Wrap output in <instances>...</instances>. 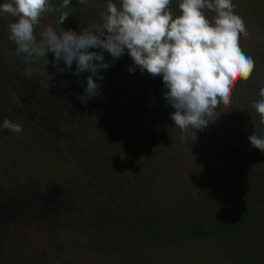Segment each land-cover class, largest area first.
Instances as JSON below:
<instances>
[{
    "label": "trees",
    "instance_id": "trees-1",
    "mask_svg": "<svg viewBox=\"0 0 264 264\" xmlns=\"http://www.w3.org/2000/svg\"><path fill=\"white\" fill-rule=\"evenodd\" d=\"M109 2L121 4L71 0L61 8L63 0H49L57 9L51 14L69 11L72 29L77 19L102 22L97 11L106 12ZM180 2L168 6L173 18L181 15ZM203 11L210 21L216 15ZM10 17L0 12V119L12 116L22 127L29 119L61 133L66 166L53 174L60 183L50 190L53 202L74 215L80 242L73 248L58 235L49 236L45 251L0 247V264H264V151L249 140L255 132L264 137L253 107L264 88V27L253 49L240 42L254 61L251 77L236 82L231 103L194 130V141L189 129L182 142L164 82L142 119L124 127L62 122L31 100L22 105L25 68L37 71L42 60L26 65L24 54L7 52ZM43 80L35 83L50 82ZM14 88L18 107L10 102Z\"/></svg>",
    "mask_w": 264,
    "mask_h": 264
},
{
    "label": "clouds",
    "instance_id": "clouds-1",
    "mask_svg": "<svg viewBox=\"0 0 264 264\" xmlns=\"http://www.w3.org/2000/svg\"><path fill=\"white\" fill-rule=\"evenodd\" d=\"M86 4L88 0H79ZM71 0H63L61 8H67ZM171 0H121L107 4L102 22H93L79 33L61 27L68 14L61 13L54 24L43 28L39 40L34 34L46 12L57 9L49 0H8L0 4V12L17 18L9 24L10 40L16 44V55L24 54V63L42 60L48 64L47 53L54 54L53 64L71 70L75 62V74L89 73L83 95L86 103L99 94L97 79H103L100 69L110 65L104 53L118 59L127 50L134 65L152 76H162L165 99L175 108L171 114L176 127L181 130L180 140L188 139L192 129L203 130L216 117L221 103H231L232 90L238 80L247 81L254 70V61L240 47L241 35H247L244 21L233 11L232 0H181V15L173 18ZM204 9L216 13L210 21ZM55 25V26H54ZM100 49V51H90ZM129 72L135 69L130 67ZM35 69L26 67L24 75L32 77ZM259 101L253 107L264 124V88ZM3 129L20 134L18 123L5 119ZM255 148L264 151V137L256 132L249 137Z\"/></svg>",
    "mask_w": 264,
    "mask_h": 264
},
{
    "label": "rangeland",
    "instance_id": "rangeland-1",
    "mask_svg": "<svg viewBox=\"0 0 264 264\" xmlns=\"http://www.w3.org/2000/svg\"><path fill=\"white\" fill-rule=\"evenodd\" d=\"M5 2L8 0H4ZM236 2L234 13L242 18L247 32V35H241L240 42L247 49H253L256 46L253 40L264 27V0ZM97 9L100 6H96ZM65 12L69 16L67 10H60L57 14L44 13L34 34L40 36L45 26L54 24L61 13ZM97 13L102 17V11ZM16 19L11 16L9 20L12 23ZM93 22L97 21L91 23ZM87 26L81 19L76 20L74 29L67 26L66 20L61 25L64 29H72L77 33ZM10 35L9 32L7 52L11 55L16 54L17 46L10 40ZM104 59L110 66L100 69L103 79H97L99 94L82 103L78 96L84 93L89 73L77 76L75 62L70 71H61L64 68L63 61L59 66H54V54L48 52V64L45 66L41 61L33 76L26 77L25 82L22 81V105L26 103L29 106L27 101L31 100L45 114L62 122L124 127L140 121L145 107L156 101L163 84L162 76L154 77L146 70L141 72L134 65L127 50L115 60L105 52ZM130 67L135 71L129 72ZM43 78L50 81L46 86L35 83L41 79L43 84ZM10 102L18 107V92L15 88ZM14 111L18 114V108ZM6 119L18 123L12 116ZM4 120L0 119V125ZM27 121L20 134L0 127V247L14 249L26 245L45 251L47 243L50 242L49 236L59 235L61 240L74 248L80 242L77 239L79 230L73 225L74 215L53 202V193L50 190L60 183L54 179L53 174L61 173L66 166L61 146L62 135L46 128L49 127L48 124L34 121V125L31 120ZM67 190L70 193L68 188ZM64 192L61 189L58 194ZM84 260L88 258L84 257Z\"/></svg>",
    "mask_w": 264,
    "mask_h": 264
}]
</instances>
